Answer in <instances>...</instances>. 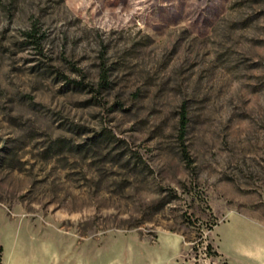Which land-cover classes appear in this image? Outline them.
<instances>
[{"label":"rangeland","instance_id":"obj_1","mask_svg":"<svg viewBox=\"0 0 264 264\" xmlns=\"http://www.w3.org/2000/svg\"><path fill=\"white\" fill-rule=\"evenodd\" d=\"M0 241L7 264H258L264 0H0Z\"/></svg>","mask_w":264,"mask_h":264},{"label":"trees","instance_id":"obj_2","mask_svg":"<svg viewBox=\"0 0 264 264\" xmlns=\"http://www.w3.org/2000/svg\"><path fill=\"white\" fill-rule=\"evenodd\" d=\"M24 34L32 44H35L36 46L40 47L42 43L43 35L40 33V28L37 22H33L30 29L26 30ZM108 77L109 76L107 70L103 68L101 71V79H100V84L102 87H108L110 85V81ZM188 122H189L188 111L186 109V106L184 105L181 110V118H180V137L182 139L185 138V135L187 133ZM182 145H183L182 150L184 157L188 162V164L191 166L192 158L189 153L188 146L185 142H183ZM0 264H3V246L1 244H0Z\"/></svg>","mask_w":264,"mask_h":264},{"label":"crops","instance_id":"obj_3","mask_svg":"<svg viewBox=\"0 0 264 264\" xmlns=\"http://www.w3.org/2000/svg\"><path fill=\"white\" fill-rule=\"evenodd\" d=\"M18 234H17V232L15 233V238H14V241H13V248H12V250L9 252V255H10V257H13V255H14V253H15V247H16V245H17V240H18ZM0 243L3 245V248H4V250H3V262H4V264H7V262H6V249H5V246H4V244L0 241ZM226 257V256H225ZM226 259L228 260V258L226 257ZM28 262V261H27ZM228 262H229V260H228ZM15 264H21V261H20V259L19 258H17V261L15 262ZM22 264H25L24 263V259H22ZM28 264H29V262H28ZM229 264H232V263H230L229 262ZM258 264H264V257H262V259L260 260V262L258 263Z\"/></svg>","mask_w":264,"mask_h":264}]
</instances>
